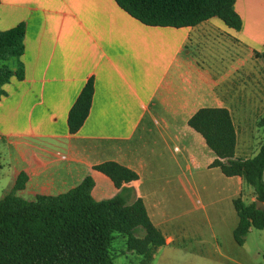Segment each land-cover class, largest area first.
I'll list each match as a JSON object with an SVG mask.
<instances>
[{"label":"crops","instance_id":"obj_1","mask_svg":"<svg viewBox=\"0 0 264 264\" xmlns=\"http://www.w3.org/2000/svg\"><path fill=\"white\" fill-rule=\"evenodd\" d=\"M233 7L238 30L216 16L148 25L114 0H0V30L24 24L20 54L0 60L14 72L0 96V199L11 191L27 200L62 193L86 176L93 199L111 198L118 188L94 166L112 161L136 174L125 185L165 240L142 255L122 236L114 256H140L138 264H264V227H251L242 244L233 237V200L256 202L252 184L244 173L225 175L222 159L188 124L199 108L223 107L234 156L264 150V0ZM88 79L90 108L71 133L68 111Z\"/></svg>","mask_w":264,"mask_h":264},{"label":"trees","instance_id":"obj_2","mask_svg":"<svg viewBox=\"0 0 264 264\" xmlns=\"http://www.w3.org/2000/svg\"><path fill=\"white\" fill-rule=\"evenodd\" d=\"M128 14L144 24L189 26L216 16L238 30L241 18L234 10L235 0H114ZM24 24L0 30V60L20 54ZM264 61V52L260 54ZM14 72L0 66L2 84ZM18 76L20 74L16 73ZM93 93L91 79L82 87L67 116L68 130L76 132L86 118ZM210 149L222 159L225 175L244 173L252 184L256 200L264 201V150L252 158L234 156L235 135L223 107L199 108L188 120ZM94 168L107 175L118 192L111 198L91 196L93 180L84 177L75 187L54 195L38 194L27 200L11 191L0 199V264H113L110 244L114 234L126 239V248L145 254L150 246L164 244V237L152 226L142 200L125 184L136 174L112 161ZM20 175L14 189L20 188ZM238 222L233 229L236 243L242 244L251 227H264V209L255 202L233 200Z\"/></svg>","mask_w":264,"mask_h":264},{"label":"rangeland","instance_id":"obj_3","mask_svg":"<svg viewBox=\"0 0 264 264\" xmlns=\"http://www.w3.org/2000/svg\"><path fill=\"white\" fill-rule=\"evenodd\" d=\"M6 188V183L3 184L1 181H0V197L2 195V191ZM254 233L253 234H256L257 231L254 230L253 231ZM123 242H124V238L119 235V234H114V239L112 241V244H111V253L114 257V264H138V260H139V257L140 256H137L136 259H132V262H130L128 259H126L124 256H114V253L116 252L117 254H119V250L123 249Z\"/></svg>","mask_w":264,"mask_h":264},{"label":"water","instance_id":"obj_4","mask_svg":"<svg viewBox=\"0 0 264 264\" xmlns=\"http://www.w3.org/2000/svg\"><path fill=\"white\" fill-rule=\"evenodd\" d=\"M256 208H261L262 209V202L261 201H256L255 202Z\"/></svg>","mask_w":264,"mask_h":264}]
</instances>
